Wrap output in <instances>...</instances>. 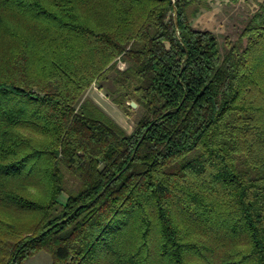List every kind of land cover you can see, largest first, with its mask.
Segmentation results:
<instances>
[{
	"label": "trees",
	"instance_id": "obj_1",
	"mask_svg": "<svg viewBox=\"0 0 264 264\" xmlns=\"http://www.w3.org/2000/svg\"><path fill=\"white\" fill-rule=\"evenodd\" d=\"M209 2L0 0V264H264V0L223 52Z\"/></svg>",
	"mask_w": 264,
	"mask_h": 264
},
{
	"label": "rangeland",
	"instance_id": "obj_2",
	"mask_svg": "<svg viewBox=\"0 0 264 264\" xmlns=\"http://www.w3.org/2000/svg\"><path fill=\"white\" fill-rule=\"evenodd\" d=\"M262 0H238L232 2L231 0H210L209 9H201L194 16H190L189 20L193 27L200 30L212 31L218 39L221 52L235 42L242 28L244 27L247 19L258 8ZM243 45L246 44V38L242 41ZM119 68L126 66L125 62L118 60ZM114 85L109 77L106 81L99 83H92L84 94L83 98H90L101 106L106 113H108L116 122H118L128 133L131 132L138 121L143 115L144 109L141 106L125 108L120 107L112 100L110 94H115ZM125 106V103L123 104ZM24 133L35 136L37 134L23 130ZM78 187V181L75 177L66 173L65 175V188L60 196V201L64 202L67 198V191H74ZM32 194L35 195L40 192V188L33 186L30 188ZM227 251H234L233 246L225 248ZM239 249V248H238ZM25 264H52L51 257L46 251H39L29 257Z\"/></svg>",
	"mask_w": 264,
	"mask_h": 264
},
{
	"label": "water",
	"instance_id": "obj_3",
	"mask_svg": "<svg viewBox=\"0 0 264 264\" xmlns=\"http://www.w3.org/2000/svg\"><path fill=\"white\" fill-rule=\"evenodd\" d=\"M174 16L176 18V11L174 12ZM177 24V22H176ZM128 103L130 104L131 107H136L137 103L134 100L128 101ZM170 110H167L165 113H168Z\"/></svg>",
	"mask_w": 264,
	"mask_h": 264
}]
</instances>
